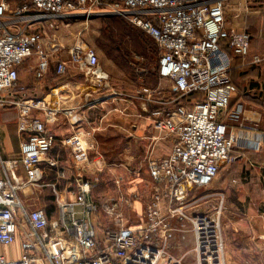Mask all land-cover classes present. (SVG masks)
Instances as JSON below:
<instances>
[{
	"label": "built area",
	"instance_id": "obj_1",
	"mask_svg": "<svg viewBox=\"0 0 264 264\" xmlns=\"http://www.w3.org/2000/svg\"><path fill=\"white\" fill-rule=\"evenodd\" d=\"M22 1L25 5L13 11L12 22L48 23L53 28L49 22L53 18L114 17L152 38L159 49V75L169 85V96L160 87H144L138 99L158 107L151 114L155 128L173 134L177 142L166 156L148 160L157 190L136 229L126 222L117 203L99 209L92 198L99 175L78 179L74 195L60 190L57 183H47L42 165L48 154L60 144L77 156L86 155L92 148V134L79 127L81 121L76 117L78 128L69 137L59 141L48 131L42 116L54 117L58 111L50 106L49 97H27L19 87L18 67L37 55L36 79L43 81L63 47L45 39L41 32L8 31L9 9L6 0H0V111L17 110L21 140L19 160L0 156L4 170L0 179V247L12 248L20 241L22 249L17 258L0 254V264H186L192 256L193 264H227L224 203L203 211L193 192L210 189L224 165L233 163V152L260 150L257 141L242 133L257 131L264 115L242 104L231 109L239 91L230 78V52L238 59L247 58L252 36L227 27L229 0ZM30 6L35 13L26 15ZM69 56V61H58V75L78 70L95 88L111 89L95 48L79 42L69 50ZM263 62L260 56L253 58V64ZM233 128L239 133H233ZM20 167L26 179L21 177ZM60 177L66 178L65 171ZM121 183V179L116 182ZM35 188L52 191L56 217L50 218L44 209L23 200L21 194L29 196ZM127 204L132 205L131 201ZM102 216L107 217L109 226L100 222ZM189 235L193 247L184 251Z\"/></svg>",
	"mask_w": 264,
	"mask_h": 264
},
{
	"label": "crops",
	"instance_id": "obj_2",
	"mask_svg": "<svg viewBox=\"0 0 264 264\" xmlns=\"http://www.w3.org/2000/svg\"><path fill=\"white\" fill-rule=\"evenodd\" d=\"M248 1L229 0L228 7H230V4L238 3L241 11L244 9L249 11ZM242 2H246V8H244ZM6 4L9 9L6 17V21H9L6 25L8 31L12 33L41 32L45 39H53L63 47L62 55L50 63L49 72L43 81L36 79V72L39 66L37 55L29 58L18 67L19 86L25 91L27 97L40 99L49 97L50 106L58 111V114L54 117L42 116L48 131L59 141L65 139L71 136L75 129L78 128L74 123L76 117L81 121L79 127L85 132L92 134L90 142L92 148L86 155L77 156L73 154L70 148H65L58 144L44 159L42 167L44 169L45 181L47 183H57L60 190L66 193H69V190H73L71 193L74 195L73 193L77 190L76 181L78 179L89 178L96 174L99 175L100 179L104 180L105 174L113 170L111 167H115L113 165H122L120 167H124L128 171V174L130 173L132 175L131 181H129V185L131 186L128 190L126 189L129 196H133L130 198L132 207L134 206L137 211L142 212V203L147 205L157 190V185L148 171V160H158L166 156L171 152L177 142V138L173 134L159 131L155 128L151 114L157 111L158 107L138 99L144 87L153 90L160 87L167 91L165 95L169 96V85L159 75V63L156 65V73L151 77L150 82L152 83L149 85L141 83V86L139 85L135 88L131 80L121 81L114 85L110 81L111 89L102 91L86 82L84 74L74 69L70 70L66 75L60 76L57 71L58 65L60 64L58 61H69L67 59L70 58L69 50L71 49H65L64 43L61 40L62 33L66 34L68 32L66 30L70 22H78L80 20H86V18L75 17L70 20L53 18L49 21L54 25L53 28L49 27L48 23H31L28 21L12 22L15 20V15H12L13 11L23 7L25 2L22 0H6ZM227 12L228 8L226 16ZM34 13L35 11L30 6V10L26 15H33ZM239 17L236 18L238 19ZM94 19L101 20L102 18L99 19L97 17ZM247 26L246 23H243L241 27H238L236 21L227 23V27L231 32H248L251 34L250 27ZM64 28L66 29L64 30ZM80 36L78 35L71 47L79 42L90 46V43ZM258 38L264 43V32ZM255 49L252 46L249 56L245 59H238L230 52L233 58V69L230 72V78L234 83V63H250L251 65H256L253 64V58L259 55ZM240 67H245V65L243 64ZM101 69L104 71L102 66ZM111 73L114 72L112 71ZM112 78L115 80V76H112ZM238 91L239 94L232 99L231 109L242 104L264 113V91L262 87L259 89V87L254 86L246 92H242L238 87ZM253 93L257 94V96L252 95ZM248 94H251L252 97L258 100L249 102ZM6 109L0 111V156L5 160H19L21 140L18 135L17 122L14 128L6 124L9 120L16 118L17 113H14V111L17 110L15 108ZM231 131L233 133H239L236 128L231 129ZM242 136L257 141L260 144V150L233 152V163L224 165V167L228 165L231 168L228 171V177L225 180L221 179L217 184L216 182L218 180L215 181L213 187L210 189L193 192V198L200 200L199 205L201 210L207 211L210 208H215L220 204V201H223L225 214L227 209L226 199L231 188H244L240 181H249L252 177L264 179V115L257 131L244 130ZM52 163L55 164L54 167L50 166ZM108 163L112 165H108ZM62 171L66 173L65 179L60 177ZM19 173L23 179H26V174L22 167H20ZM128 174L118 178V180H122L121 184L125 183L124 178H127ZM143 175L147 176L151 181L149 200H145L140 192V186L144 182ZM3 178L4 170L0 165V179ZM104 183L105 181L102 184ZM94 187L92 195L97 193L94 192ZM40 189L42 188L30 190L29 196H25L23 193L21 196L31 207L44 209L50 218L56 217L57 207L55 201L52 202L50 207L48 205V197ZM241 225H237L238 227L232 225L236 229V235L232 237L228 233L231 230L230 227L227 226L225 228L226 263H236L234 253L236 243H238L241 246L238 250L243 254L245 259L244 264H264V223ZM130 226L135 229L138 227V225ZM176 245L179 246L180 243ZM185 245L189 248L193 247V237L191 235L187 236ZM4 248L0 247L1 250ZM2 252L1 255H5ZM4 252L6 253L5 256L9 258L19 257L22 253L20 241L12 248H5Z\"/></svg>",
	"mask_w": 264,
	"mask_h": 264
},
{
	"label": "rangeland",
	"instance_id": "obj_3",
	"mask_svg": "<svg viewBox=\"0 0 264 264\" xmlns=\"http://www.w3.org/2000/svg\"><path fill=\"white\" fill-rule=\"evenodd\" d=\"M247 3L249 11L247 9L241 11L238 3L230 4L226 20L227 23L236 21L238 27H241L243 23H246L248 25L247 27H250L249 30L252 36L251 48L252 46L256 48L257 54L264 59V43L258 38L264 32V0H249ZM242 4L246 8V2H242ZM236 17L239 18L237 19ZM68 26L66 30L68 32L66 34L62 33L61 36L65 49L69 50L72 48L71 46L74 40L78 35H81L80 37L88 41L90 46L94 47L98 52L101 66L106 74L110 76L112 85L118 82L120 83L121 81L124 82L125 80H131L134 88L139 85L141 86V83L148 85L152 83L150 82L151 77L156 73V65L159 63V49L153 39L146 33L133 28L120 18H102L101 20L86 19L78 22H70ZM243 64L245 67L241 68L240 66ZM112 71L114 73H111ZM112 76H115V80H113ZM233 76L236 85L242 92L249 91L254 86L259 87V89L262 87L264 91V62L256 65H251L250 63H234ZM252 95L257 96L254 93ZM247 97L250 99L248 100L249 102L258 100L252 97L251 94H248ZM14 113H17V111H14ZM17 115L18 113L16 114V118L6 123L11 128L15 127ZM108 165L112 164L108 163ZM113 166H115L111 167L113 170L105 174L104 180L100 179L99 185L94 187V192L97 193L92 196L100 210H104V207L109 203H117L126 222L129 225H139L142 215L144 216L145 214L146 204L142 203V212L137 211L134 206L132 207V205L127 204V201H130V198L133 197L129 196L127 191L131 186L129 185V181H131L132 175L130 173L128 174V171L124 167H120L122 165ZM230 169L228 165L223 167L217 179L218 181L216 180V184L221 179L225 180L228 177V171ZM126 174L128 175L127 178H124L125 183L121 185L116 184L118 178ZM143 178L144 182L140 186V192L145 200H149L151 181L145 175H143ZM104 181L105 183L102 184ZM107 182L108 184L106 185ZM240 182L244 188H231L226 199L227 209L222 219L224 236L227 226L231 229L228 233L232 237L236 235V229L232 225L237 226L242 224L241 226H243L246 224L264 223V179L252 177L249 181L243 180ZM40 190L48 197V205L51 207L54 201L52 191L50 190V192L48 188H42ZM69 192H73V190H69ZM105 217L102 216L100 222L105 226H109L110 223L107 217ZM224 240L226 246L225 237ZM240 247L236 243L234 253L235 264L245 263L243 254L238 250ZM4 249H0V254L3 251L2 253L6 255V250L4 252ZM186 249L184 251H189L191 247H187ZM180 252L177 253L180 254ZM186 264H193V256L187 260Z\"/></svg>",
	"mask_w": 264,
	"mask_h": 264
},
{
	"label": "trees",
	"instance_id": "obj_4",
	"mask_svg": "<svg viewBox=\"0 0 264 264\" xmlns=\"http://www.w3.org/2000/svg\"><path fill=\"white\" fill-rule=\"evenodd\" d=\"M231 77V76H230ZM232 80V79H231ZM233 82V81H232ZM234 83V82H233ZM235 84V83H234ZM236 85V84H235ZM237 86V85H236Z\"/></svg>",
	"mask_w": 264,
	"mask_h": 264
},
{
	"label": "water",
	"instance_id": "obj_5",
	"mask_svg": "<svg viewBox=\"0 0 264 264\" xmlns=\"http://www.w3.org/2000/svg\"><path fill=\"white\" fill-rule=\"evenodd\" d=\"M92 19H94V18H92Z\"/></svg>",
	"mask_w": 264,
	"mask_h": 264
}]
</instances>
